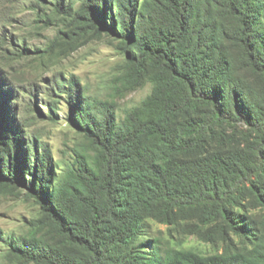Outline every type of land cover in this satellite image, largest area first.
I'll list each match as a JSON object with an SVG mask.
<instances>
[{
  "label": "trees",
  "instance_id": "trees-1",
  "mask_svg": "<svg viewBox=\"0 0 264 264\" xmlns=\"http://www.w3.org/2000/svg\"><path fill=\"white\" fill-rule=\"evenodd\" d=\"M82 7L93 26L121 41L130 62L158 76L121 124L68 82L70 122L93 155L75 150L60 175L51 145L29 136L0 87V184L25 188L67 244L61 251L22 240L14 251L36 264H264L262 225L252 214H264V0ZM216 7L233 17V32ZM199 208L202 224H213L201 233L204 251L174 238V216ZM152 218L170 223L166 247L150 234ZM184 223L196 233L193 216Z\"/></svg>",
  "mask_w": 264,
  "mask_h": 264
},
{
  "label": "rangeland",
  "instance_id": "rangeland-1",
  "mask_svg": "<svg viewBox=\"0 0 264 264\" xmlns=\"http://www.w3.org/2000/svg\"><path fill=\"white\" fill-rule=\"evenodd\" d=\"M82 2L0 0V87L7 106L26 125V131L32 132L29 136L51 145L58 175L72 162L75 150L93 155L92 147L69 119V81H78L81 98L96 110L111 109L113 121L121 124L152 92L158 76L153 66L138 68L130 62L118 38L93 26ZM217 8L213 13L233 32L235 20L223 7L220 14ZM229 43L240 72H248L239 46ZM204 212L199 208L174 216L178 244L206 250L209 243L200 236L213 224H202ZM252 214L261 221L264 237L262 209H253ZM186 216H193L196 233L184 225ZM148 222L151 236L166 247L172 238L170 223L153 218ZM0 231V264H36L14 251L13 244L22 240L61 251L67 246L53 225L44 222L40 207L25 188L0 184Z\"/></svg>",
  "mask_w": 264,
  "mask_h": 264
}]
</instances>
